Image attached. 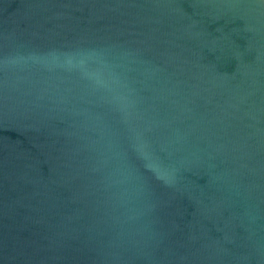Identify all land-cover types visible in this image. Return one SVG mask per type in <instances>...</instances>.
I'll return each mask as SVG.
<instances>
[{
  "label": "water",
  "instance_id": "obj_1",
  "mask_svg": "<svg viewBox=\"0 0 264 264\" xmlns=\"http://www.w3.org/2000/svg\"><path fill=\"white\" fill-rule=\"evenodd\" d=\"M0 264H264V0H0Z\"/></svg>",
  "mask_w": 264,
  "mask_h": 264
}]
</instances>
